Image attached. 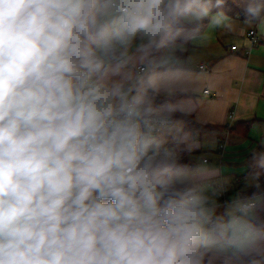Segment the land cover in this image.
<instances>
[{"label":"clouds","instance_id":"1","mask_svg":"<svg viewBox=\"0 0 264 264\" xmlns=\"http://www.w3.org/2000/svg\"><path fill=\"white\" fill-rule=\"evenodd\" d=\"M225 2L0 0V264H264L256 192L207 195L158 103L185 29H234ZM243 15L264 28V0Z\"/></svg>","mask_w":264,"mask_h":264},{"label":"crops","instance_id":"2","mask_svg":"<svg viewBox=\"0 0 264 264\" xmlns=\"http://www.w3.org/2000/svg\"><path fill=\"white\" fill-rule=\"evenodd\" d=\"M236 1L242 9L248 2ZM229 17L234 23L232 31L210 28L208 24L202 34L193 36L189 44L184 45V51L179 53L180 63L173 66L165 77L170 94H162L158 103L166 102L176 108L172 117L177 120L175 125L188 134L182 146L187 151L190 168L196 166L193 161L196 152L211 151V157L203 159L207 168L197 173L206 187V194L211 196L216 185L222 182L227 199L229 196L231 200L237 195L245 197L244 192L257 184L246 175V171L251 149L258 148L264 141V28L258 22L245 23L243 14ZM250 30H254L260 39L258 45L251 49ZM233 45H237L238 50L233 51ZM175 93L189 95L160 101ZM182 115L220 128L195 134L184 129ZM248 119H253V124L247 135L225 128ZM221 143L225 145L222 153L219 149ZM261 199V196H256V202ZM222 210V207L218 209Z\"/></svg>","mask_w":264,"mask_h":264},{"label":"trees","instance_id":"3","mask_svg":"<svg viewBox=\"0 0 264 264\" xmlns=\"http://www.w3.org/2000/svg\"><path fill=\"white\" fill-rule=\"evenodd\" d=\"M219 10H223L228 16H236L238 14H241V15L243 14V9L236 0H226L222 9L214 8L213 13ZM208 24H209L208 20H205L203 24L199 26L198 28L191 27V28L185 29L184 34H182L181 37L178 38L177 43L183 42L184 45L189 44L191 38L195 35L202 34L206 30ZM185 35L187 36V39H185ZM188 95L189 93H175L169 97H165L164 99H161L160 101H163V100L170 101V100L181 98V97L188 96ZM181 118L185 120L184 129H188L194 132L195 134H199L205 130H215L217 128H220L219 126H215L211 124L199 123L192 116L182 115ZM252 124H253V119H248V120L239 121L235 125L225 126V128H228L229 130L235 131L242 135H247ZM180 146H182V144ZM182 147H183V158L181 159V163L187 165L190 168L189 157L187 156V151L184 148V146ZM246 175L251 176L250 175V155H249V163H248ZM257 183H259L260 185L259 189H256L255 186H253L250 189H247L244 192V195L251 196L252 193L255 191L256 196L262 197V199L257 202V210L261 213L262 216H264V176H261L259 181H257ZM206 264H221V262L218 259L212 258V255L210 253L208 254V257L206 259Z\"/></svg>","mask_w":264,"mask_h":264},{"label":"built area","instance_id":"4","mask_svg":"<svg viewBox=\"0 0 264 264\" xmlns=\"http://www.w3.org/2000/svg\"><path fill=\"white\" fill-rule=\"evenodd\" d=\"M248 35H249V37H250V39H251V45H250V47H249V49H251L252 47L258 45L260 39H259V36L256 34V32H255L254 30H250L249 33H248ZM231 49H232L233 51H236V50H238V47H237V45H233V46H231ZM246 52H248V50H246ZM200 68L203 69L204 66L201 65ZM208 92H209V91L206 90V93H208ZM230 117H231V118L233 117V112L230 113ZM171 119H172V122H173L174 124H176L177 120H176L174 117H171ZM224 148H225L224 143H221V144L219 145V149H220V152H221V153H222V151L224 150ZM178 151L180 152V155H181V157L183 158V147L179 145ZM205 161H206V160H205ZM216 186H217V187L215 188V192L219 194V195H217V196L219 197V199L222 201V203H223L224 201H227V192H226V187H225V185H224L222 182H219ZM256 205H257V202H256Z\"/></svg>","mask_w":264,"mask_h":264},{"label":"rangeland","instance_id":"5","mask_svg":"<svg viewBox=\"0 0 264 264\" xmlns=\"http://www.w3.org/2000/svg\"><path fill=\"white\" fill-rule=\"evenodd\" d=\"M211 151H205V150H202L201 152L197 153L194 155L193 157V161H194V164H196L195 168H190L191 170L195 171V172H201V171H204L207 166L206 165H203V159L204 158H209L211 157V155L209 154ZM215 189V188H214ZM227 190H228V187H227ZM214 192V191H213ZM217 199H219V197L217 196L216 197ZM229 200H230V197L228 196ZM220 200V199H219ZM228 200V199H227Z\"/></svg>","mask_w":264,"mask_h":264}]
</instances>
